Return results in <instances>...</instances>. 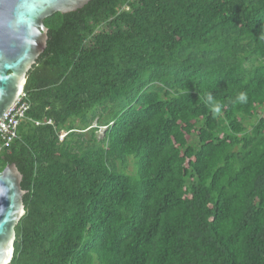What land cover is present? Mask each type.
Instances as JSON below:
<instances>
[{
	"label": "trees",
	"instance_id": "trees-1",
	"mask_svg": "<svg viewBox=\"0 0 264 264\" xmlns=\"http://www.w3.org/2000/svg\"><path fill=\"white\" fill-rule=\"evenodd\" d=\"M44 24L0 149L25 191L10 264H264V0H89Z\"/></svg>",
	"mask_w": 264,
	"mask_h": 264
},
{
	"label": "water",
	"instance_id": "water-1",
	"mask_svg": "<svg viewBox=\"0 0 264 264\" xmlns=\"http://www.w3.org/2000/svg\"><path fill=\"white\" fill-rule=\"evenodd\" d=\"M89 0H0V118L24 90L29 69L47 40L44 19L74 11ZM21 173L14 162L0 170V264H10L15 225L24 213Z\"/></svg>",
	"mask_w": 264,
	"mask_h": 264
},
{
	"label": "built area",
	"instance_id": "built-area-1",
	"mask_svg": "<svg viewBox=\"0 0 264 264\" xmlns=\"http://www.w3.org/2000/svg\"><path fill=\"white\" fill-rule=\"evenodd\" d=\"M22 93L11 107L0 118V136L2 137V146H8L18 136V127L22 120L26 119V111L29 107L27 100L23 99ZM51 119L47 120L50 123ZM40 123L36 121V124Z\"/></svg>",
	"mask_w": 264,
	"mask_h": 264
},
{
	"label": "rangeland",
	"instance_id": "rangeland-1",
	"mask_svg": "<svg viewBox=\"0 0 264 264\" xmlns=\"http://www.w3.org/2000/svg\"><path fill=\"white\" fill-rule=\"evenodd\" d=\"M93 125L95 126V124H93ZM103 131H104V127H103V126H101V127H99V128L97 129V131H96V135H97L98 138H100V137L102 136ZM64 134H65V133L62 132L61 135H60V137H63ZM126 172H128V173H130V174H134V172H135V165H134V161H133L132 158H130V159L128 160V166H127V168H126Z\"/></svg>",
	"mask_w": 264,
	"mask_h": 264
},
{
	"label": "clouds",
	"instance_id": "clouds-1",
	"mask_svg": "<svg viewBox=\"0 0 264 264\" xmlns=\"http://www.w3.org/2000/svg\"><path fill=\"white\" fill-rule=\"evenodd\" d=\"M69 12H70V11H69ZM55 13H56V12H55ZM65 13H66V12H65ZM52 15H53V14H52ZM22 93H24V95H23V99H24L25 96H26V95H25L26 93L24 92V90L22 91ZM22 93H20V95H21ZM20 95H19V96H20ZM238 99L241 100V101H244V100L246 99V96L242 93V94L238 97ZM27 102H28V101H27ZM26 118H27V117H26ZM24 120H25V119H24ZM22 121H23V120H22ZM100 127H101V126H100ZM103 127H104V129H105V126H103ZM62 132H64L65 134L67 133V132L64 131V130H62L61 133H62ZM61 133H60V135H61ZM65 134H64V135H65ZM64 135H63V136H64ZM60 138L62 139L63 137H60Z\"/></svg>",
	"mask_w": 264,
	"mask_h": 264
}]
</instances>
